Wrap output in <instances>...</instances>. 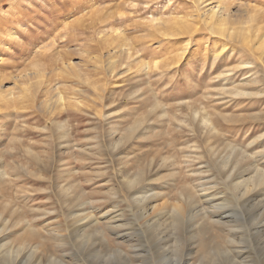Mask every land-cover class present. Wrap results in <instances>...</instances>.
<instances>
[{"label": "rangeland", "instance_id": "1", "mask_svg": "<svg viewBox=\"0 0 264 264\" xmlns=\"http://www.w3.org/2000/svg\"><path fill=\"white\" fill-rule=\"evenodd\" d=\"M244 26L264 0H0V264H264Z\"/></svg>", "mask_w": 264, "mask_h": 264}, {"label": "bare ground", "instance_id": "2", "mask_svg": "<svg viewBox=\"0 0 264 264\" xmlns=\"http://www.w3.org/2000/svg\"><path fill=\"white\" fill-rule=\"evenodd\" d=\"M217 6H219V7H217V9L214 6V7H211L208 10V16H207L208 19H207V21H209V23L211 22V24L213 26H215L216 28L225 29V28L228 27V24H229L228 17H227L228 15H226L224 12L221 11V5H217ZM248 18H249L248 20H250L249 23L254 22L253 15L252 16H249ZM244 27L239 28L238 31H237V33L240 34L241 36L247 37L248 39H251V37L253 38V36H254V37H256V39H263V41H264V31H263L264 28L263 29L262 28H255L253 34H250V27L249 28L248 27H245L244 28ZM226 30H229L230 31V34L232 33L231 27L230 28L228 27V29H226ZM234 32H235V30H233V33ZM248 41H250V40H248ZM123 50L126 51L127 49L124 48ZM115 62H116V60H115ZM67 67H69V65ZM64 68H66V67H64ZM67 69H70V68H67Z\"/></svg>", "mask_w": 264, "mask_h": 264}]
</instances>
